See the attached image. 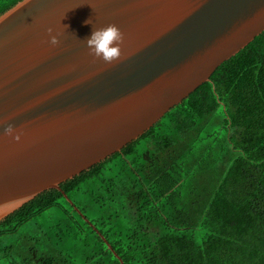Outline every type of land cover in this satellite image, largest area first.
<instances>
[{"label":"trees","instance_id":"trees-1","mask_svg":"<svg viewBox=\"0 0 264 264\" xmlns=\"http://www.w3.org/2000/svg\"><path fill=\"white\" fill-rule=\"evenodd\" d=\"M60 186L0 221V264H264V32Z\"/></svg>","mask_w":264,"mask_h":264},{"label":"water","instance_id":"water-1","mask_svg":"<svg viewBox=\"0 0 264 264\" xmlns=\"http://www.w3.org/2000/svg\"><path fill=\"white\" fill-rule=\"evenodd\" d=\"M109 25L124 35L112 64L87 45ZM262 32L264 0H21L7 9L0 221L137 140Z\"/></svg>","mask_w":264,"mask_h":264},{"label":"clouds","instance_id":"clouds-1","mask_svg":"<svg viewBox=\"0 0 264 264\" xmlns=\"http://www.w3.org/2000/svg\"><path fill=\"white\" fill-rule=\"evenodd\" d=\"M86 23H89V20ZM123 42L124 35L120 28L116 25H109L106 28L94 30L91 37L87 40V45L95 57L112 64L121 59ZM51 43L53 45L58 44L57 37L53 36Z\"/></svg>","mask_w":264,"mask_h":264},{"label":"rangeland","instance_id":"rangeland-1","mask_svg":"<svg viewBox=\"0 0 264 264\" xmlns=\"http://www.w3.org/2000/svg\"><path fill=\"white\" fill-rule=\"evenodd\" d=\"M4 2V0H0V3H3ZM199 241V240H198Z\"/></svg>","mask_w":264,"mask_h":264}]
</instances>
